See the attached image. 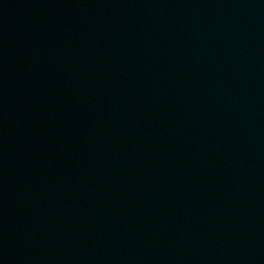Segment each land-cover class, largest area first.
<instances>
[{"label": "water", "instance_id": "obj_1", "mask_svg": "<svg viewBox=\"0 0 264 264\" xmlns=\"http://www.w3.org/2000/svg\"><path fill=\"white\" fill-rule=\"evenodd\" d=\"M0 264H264V0H0Z\"/></svg>", "mask_w": 264, "mask_h": 264}]
</instances>
